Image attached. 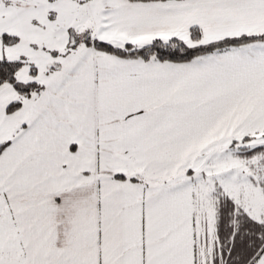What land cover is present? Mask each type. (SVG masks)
<instances>
[{
  "label": "snow or ice",
  "instance_id": "1",
  "mask_svg": "<svg viewBox=\"0 0 264 264\" xmlns=\"http://www.w3.org/2000/svg\"><path fill=\"white\" fill-rule=\"evenodd\" d=\"M0 264H264V0H0Z\"/></svg>",
  "mask_w": 264,
  "mask_h": 264
}]
</instances>
